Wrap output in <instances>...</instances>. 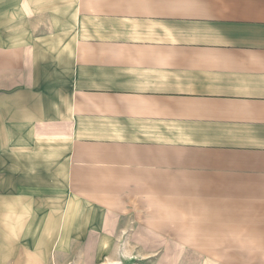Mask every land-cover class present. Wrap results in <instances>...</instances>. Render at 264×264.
Listing matches in <instances>:
<instances>
[{
	"label": "crops",
	"instance_id": "obj_1",
	"mask_svg": "<svg viewBox=\"0 0 264 264\" xmlns=\"http://www.w3.org/2000/svg\"><path fill=\"white\" fill-rule=\"evenodd\" d=\"M155 194L264 218V0H0V264Z\"/></svg>",
	"mask_w": 264,
	"mask_h": 264
},
{
	"label": "rangeland",
	"instance_id": "obj_2",
	"mask_svg": "<svg viewBox=\"0 0 264 264\" xmlns=\"http://www.w3.org/2000/svg\"><path fill=\"white\" fill-rule=\"evenodd\" d=\"M140 202L117 233L91 251L81 242L59 244L58 257L43 258V264H264V225H256L264 218L198 209L204 205L179 203V195Z\"/></svg>",
	"mask_w": 264,
	"mask_h": 264
}]
</instances>
